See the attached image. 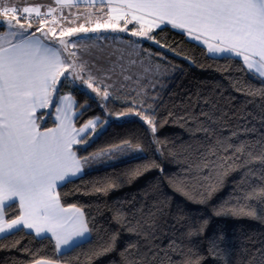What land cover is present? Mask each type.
<instances>
[{
	"label": "snow or ice",
	"instance_id": "snow-or-ice-1",
	"mask_svg": "<svg viewBox=\"0 0 264 264\" xmlns=\"http://www.w3.org/2000/svg\"><path fill=\"white\" fill-rule=\"evenodd\" d=\"M54 2L57 7L41 12L40 6H19L17 0H0V237L7 239L23 229L33 230L35 236L42 239L49 238L47 234L50 233L60 255L56 259L33 258L31 264H61L62 261L63 264H93L94 260L115 251L120 234L108 233L106 239L101 238L97 246L90 247L86 253L78 251L85 244H92L96 229L89 227L81 208L75 204L67 208L62 206L58 184L70 183L73 177L81 176L85 165L114 156L127 158L128 155H138L142 149L126 140L88 156H77L73 146L87 144L89 136L95 134L97 123L106 124L108 121L97 117L76 128L72 119V108L76 102L71 96L58 94L57 86L63 87L60 78L67 81L71 77L73 84L80 81L102 101L109 99V88L118 89L115 81L104 83V79L111 80L110 75L103 79L93 75L87 61L79 59L77 51H72L77 48V41L65 37L96 33L107 28L115 31L119 20L125 24L119 31H128L127 25L135 21L137 27L131 30V35L159 45L160 42L149 33L161 29V25H171L201 41L213 56L242 58L247 71L264 82V0H101L99 11L103 12L105 7L109 9L105 13L107 20L100 23L99 18L93 20L88 13L84 15V22L78 25L64 16L63 9H68L71 15L72 9H79V0ZM86 6H96V0H87ZM54 12H59L60 18L53 17V25L61 20L69 24L61 27L59 35L55 27H48L45 31L47 17ZM33 14L35 31L29 32L34 27ZM89 23L92 26H85ZM36 32L42 35L37 36ZM45 38H51L52 42H46ZM156 70H159V65ZM124 79L131 77L124 76ZM236 90L243 91L239 86ZM54 96L59 102L55 106ZM50 106L55 107L60 123L41 130L36 111ZM76 107L80 105L76 104ZM137 107L140 110H136ZM112 115L116 118L135 116L145 122L152 133L157 130L153 105L145 106L143 100L125 112ZM190 131L193 136L196 132L205 135L199 146L203 150L198 151L194 160L184 157L186 161L190 160L185 169L187 179L169 178V184L179 185L177 190L185 195L188 194L187 189L199 185L197 195L210 197L229 174L241 171L237 207L229 214L242 213L248 218L264 219V134L254 141L232 143V138L240 135L232 132L230 137L216 138L208 143L213 135L210 127L197 122ZM254 131L243 129L245 135ZM143 170H148V165H144ZM141 174V169H132L130 178ZM252 179L258 183H251ZM117 186V181L106 182V186L98 187L96 191L106 193ZM252 202L259 204V211ZM12 209H17V214L9 216ZM112 213L113 220L126 232L145 241L143 249L138 241L126 244L119 252L121 264H202L194 249L185 251L175 238L169 239L164 246L156 243L159 239L156 212L144 213L143 209H137L131 214L133 219L140 215L135 222L121 207L112 209ZM215 214L225 213L217 210ZM185 235L190 239L193 233L190 230ZM260 255L264 261V250H260ZM173 256L180 259L174 260Z\"/></svg>",
	"mask_w": 264,
	"mask_h": 264
},
{
	"label": "trees",
	"instance_id": "trees-1",
	"mask_svg": "<svg viewBox=\"0 0 264 264\" xmlns=\"http://www.w3.org/2000/svg\"><path fill=\"white\" fill-rule=\"evenodd\" d=\"M161 29H155L152 36L163 47L149 42H145L144 46L156 54L164 53L165 62L175 66L177 71L166 80L162 89L153 90L147 96L145 106L152 104L156 113L155 133L138 117L116 118L112 115L138 104L113 97L102 101L90 89L73 84L70 79H61L63 87L57 86L59 95L68 92L80 105L76 107L77 126L94 117L108 121L97 124L95 134L89 136L87 144L74 145L78 157L126 140L139 145L143 152L139 156L106 166L98 165L91 170L84 167L81 176L58 186L62 205L68 207L75 204L81 208L89 227L96 229L92 244H85L78 251L86 253L111 232L120 234L115 251L94 260L93 264H121L119 252L130 242L138 241L143 249L145 241L126 232L121 224L113 220L112 209L121 207L130 214L129 219L133 222L140 219L139 214L135 219L131 216L137 209H143L144 213L156 212L159 217V239L156 243L164 246L169 239L175 238L185 251L194 249L202 264H264L260 255V250H264V219L248 218L242 213L235 216L229 214L237 207L241 171L229 174L210 197L197 195L199 185L187 189L188 194L185 195L177 190L179 185L174 187L168 182L173 177L187 179L185 169L188 162L203 150L199 146L205 135L196 132L193 136L190 131L197 122L212 130L208 143L216 138L230 137L232 132L240 133L239 137L232 138V143L254 141L264 134V82L247 71L241 58L213 56L186 32L171 25H162ZM237 86L243 91H237ZM248 92L255 94L249 96ZM57 102L54 96L53 105ZM54 106L37 113L41 129L55 124ZM136 110H140L139 107ZM244 128L255 131L245 135ZM170 152L176 155H170ZM185 156L190 160L186 161ZM144 165H148V170H143ZM132 169H141L142 174L130 178ZM111 181L118 182L114 190L108 189L106 193L96 191ZM251 183L258 181L252 179ZM252 204L259 211V204ZM217 210L225 214L217 216ZM16 214L17 209L8 213L9 216ZM190 230L193 235L189 239L185 234ZM48 237H36L26 229L9 235L7 239L0 237V264H31L33 258L41 257L56 259L60 253L55 250V240ZM173 259L179 260L180 257L173 256Z\"/></svg>",
	"mask_w": 264,
	"mask_h": 264
},
{
	"label": "rangeland",
	"instance_id": "rangeland-1",
	"mask_svg": "<svg viewBox=\"0 0 264 264\" xmlns=\"http://www.w3.org/2000/svg\"><path fill=\"white\" fill-rule=\"evenodd\" d=\"M48 8L41 9V12H46ZM107 12L106 8L101 12L99 11V7H83L72 9L71 15H69V10H63L64 16L67 17L69 21L74 20L76 25L83 23L84 15L88 13L91 14L93 20L99 18L100 23H104L105 20H107V16L105 15ZM52 14L57 19L60 18L59 12H54ZM77 17H79V19H77ZM32 23L34 25L33 28H35L36 18L34 14ZM62 26L67 27L69 24L61 20L59 24L53 25L51 19L45 25V30L48 27H55L57 35H59ZM85 26H92V24L89 23ZM124 26V21L120 20L118 21V29L115 31L111 28H107L96 33H78L75 37H65V39L77 41V48L72 49V51H77L79 59L87 61L88 67L93 75L98 79H103L105 75H110L111 80L104 79L105 84L116 82V88L118 90L109 88V97L121 101L126 100L125 102L129 101L139 105L142 100L146 103L147 96L150 95L151 91L162 89L165 86L166 80L176 73L177 68L165 62L167 58L164 53L156 54L154 51L144 46L145 42L161 47L160 44L158 45L154 41L147 40L144 37L131 35V30L137 27L135 21L127 25L128 31H119V28ZM152 32L149 34L152 35ZM165 52L168 51L165 50ZM131 61H135V63H131ZM121 65H123V68ZM157 65H159L158 71L156 70ZM111 69H114V71H110ZM121 73H123V75H121ZM124 76H130L131 79L125 80ZM75 84H80L83 88L87 87L86 85H82L80 81H76ZM142 153L143 152L138 155H128L127 158L139 156ZM127 158L121 156H114L110 159L104 158L102 162L85 165L84 167L86 170H91L98 165L106 166Z\"/></svg>",
	"mask_w": 264,
	"mask_h": 264
},
{
	"label": "crops",
	"instance_id": "crops-1",
	"mask_svg": "<svg viewBox=\"0 0 264 264\" xmlns=\"http://www.w3.org/2000/svg\"><path fill=\"white\" fill-rule=\"evenodd\" d=\"M79 3H80V7L79 8H83V7H87L86 5H87V0H79ZM100 3H101V0H96V6H94V7H99V5H100ZM17 4L19 5V6H40L41 7V9H46V8H48V7H51V6H55V7H57V5H55V2H54V0H23V4H20V0H17ZM106 9H107V11H109V9L107 8V7H105ZM64 11H68V9H63ZM120 21V20H119ZM179 30H181V29H179ZM29 32H32V31H35V30H28ZM45 31H47V29L45 30ZM183 31V30H182ZM36 35L37 36H41L42 34L40 33V32H36ZM191 38V37H190ZM46 39V42H49V43H51L52 42V40H51V38H45ZM192 39V38H191ZM193 40H195V39H193ZM195 41H197V42H199L200 44H202L203 46H205L206 47V49H207V46L205 45V44H203L201 41H198V40H195ZM58 46V45H57ZM242 59V58H241ZM65 75H68L67 73H65ZM64 77H61L60 79H63ZM69 79L70 80H72L71 79V77H69ZM61 96H71L73 99H74V101L76 102V99L73 97V95H71L70 93H68V92H66V93H63V94H61ZM59 102H57V104H58ZM45 109H49V107L48 108H38L37 109V111H36V117H37V113L39 112V111H41V110H45ZM72 112L74 113V115L72 116V119H73V121H74V124H75V119H76V116H77V114H78V110H77V108H76V103L73 105V108H72ZM53 118H54V120H55V124L53 125V126H51V127H49V128H52V127H56L59 123H60V121L57 119V113H56V111H54V115H53ZM96 118H93V120H95ZM98 124V123H97ZM82 126V125H81ZM81 126H77L76 124H75V127L76 128H79V127H81ZM41 130H43V129H41ZM87 133H85V135H86ZM74 147V146H73ZM84 170H85V168H84ZM73 178H75V177H73ZM62 183H59L58 184V186L59 185H61ZM58 188V187H57ZM61 202V201H60ZM62 204V203H61ZM63 206V205H62ZM63 207H65V206H63ZM69 207V206H68ZM65 208H67V207H65ZM69 215H72L71 213H69ZM84 216H85V214H84ZM86 219V218H85ZM26 230H28V231H31V232H33L34 234H35V232L33 231V230H30V229H26ZM48 236H51V234L49 233V234H47ZM54 239V238H53ZM66 250V249H65ZM64 250V251H65Z\"/></svg>",
	"mask_w": 264,
	"mask_h": 264
},
{
	"label": "built area",
	"instance_id": "built-area-1",
	"mask_svg": "<svg viewBox=\"0 0 264 264\" xmlns=\"http://www.w3.org/2000/svg\"><path fill=\"white\" fill-rule=\"evenodd\" d=\"M53 17H54L53 14H51V16H49V17L47 18V20L50 21Z\"/></svg>",
	"mask_w": 264,
	"mask_h": 264
}]
</instances>
